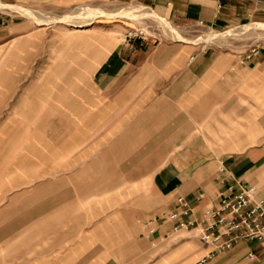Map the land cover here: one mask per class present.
Wrapping results in <instances>:
<instances>
[{
  "label": "crops",
  "instance_id": "obj_1",
  "mask_svg": "<svg viewBox=\"0 0 264 264\" xmlns=\"http://www.w3.org/2000/svg\"><path fill=\"white\" fill-rule=\"evenodd\" d=\"M0 2L55 16L84 5L109 8L131 2L156 12L180 33L190 27L221 32L264 25V0ZM16 14L0 12V87L17 86V79L6 84L1 78L19 71L18 56L49 51L60 54L63 50L60 43L59 50L44 44L49 38L61 42L62 34L33 29L29 19ZM143 20L130 27L139 26L147 32L144 41H134L133 49L111 36L93 32L75 35L68 55L72 56L68 61L72 74L65 78V72L59 71L49 83L31 81L34 87L77 91L63 94L61 90L38 97L39 101L29 104H34V110L31 106L27 111L15 107L8 122L0 125V140L8 133L9 144L7 163L2 166L5 171L0 170V201L38 175L51 177L45 181L48 189L59 183L78 184L80 173L94 170L98 158L104 160L103 173L110 178L109 184L119 178V183L126 185L122 193L112 185L105 187L102 198L127 202L119 211H83L84 221L93 225L83 231L93 237L100 229L95 215H110L109 220L121 217L127 231L121 248L126 254L120 259L93 255L84 264H197L203 259L202 264H264V246L257 242L241 240L231 250L209 257L212 247L202 244L195 231H174L167 219L177 197L190 200L200 211L216 205L230 187H254L251 183L257 182L252 176L264 167V147L253 145L261 128L264 137V49L246 59L250 50L234 55L210 46L170 41L159 31V23ZM5 55L8 62L2 63ZM238 127L242 131L233 140L222 133ZM118 152L120 158L113 159V153ZM52 193L46 192L45 199L73 196L69 190ZM198 194L203 198L198 199ZM161 197L171 200L170 211H150L157 208ZM134 199L151 200V207H129L128 202ZM67 212L68 222H79V211ZM28 217L25 221L32 214ZM45 219L50 223L45 230L51 235L44 239L40 234L37 241L31 240L29 259L19 252L23 261L17 262L15 257L14 233L21 231L15 218L1 229L9 237V251L2 259L0 247V264H80L79 242L65 246L64 211H46ZM77 222L71 231H79ZM129 225H134L136 235L128 234ZM23 227L28 231L34 225L24 223ZM128 249L135 250L134 254L129 255Z\"/></svg>",
  "mask_w": 264,
  "mask_h": 264
},
{
  "label": "rangeland",
  "instance_id": "obj_2",
  "mask_svg": "<svg viewBox=\"0 0 264 264\" xmlns=\"http://www.w3.org/2000/svg\"><path fill=\"white\" fill-rule=\"evenodd\" d=\"M1 3V2H0ZM3 4V3H1ZM9 6L0 8V12L3 13H11L12 11L16 12L19 17L22 19H29L32 22V28L33 29H42L44 28L49 33H60L62 34V40L61 42L58 41L55 42V39L51 40L50 38L46 41H44V44L48 43L49 49L61 47L60 44H62V51L60 54L58 52H53V54H50L51 52L42 53L41 55L36 56H18L17 59H19V63L21 64V68L19 71L13 72L12 76L9 77L5 75L2 77L1 81H6V84L9 83L10 79H17V86L15 87H0V125L3 127L4 124L8 122L9 115L13 113L15 107H19L20 111H27L28 107H32L34 110V104L29 105L31 101H39L38 97H43L46 95H50L55 91H58V93H61L60 91H63V94H66L67 90H69V93H72V91L76 90V88L67 89L66 88H53V87H34V84H30L31 81L35 80H46L47 82L50 80L51 76H55L56 74H59L60 72H65V78H68L70 74H72V70L70 66V59L72 56H68L70 52V48L74 47L75 40L73 39L76 37L75 35H81L83 33H95L98 36H111L117 38L120 42H122V35L124 34L125 28H130L134 26L137 21L141 22L139 20L145 19L143 21H150L151 19L161 26L160 32L163 33L165 37L170 39V41H177L185 44H192V45H205L210 46L214 49H217L218 51L225 52V53H231V54H244L247 53L252 48L257 49H264V25L263 24H250L246 27H232L229 29H226L225 31L217 32L210 29H205L201 27H190L187 29H183L181 33L179 30L174 28L171 24V28L174 29L175 33L178 34L180 37L185 38L186 42L179 41L173 37L170 30L165 26V24L161 21L156 19V12L152 10H145L142 8H138L135 3L127 2V3H117L112 5L109 8H95L92 5H84L77 7L75 9H71L67 12H64L62 14H59L58 16L45 14L41 12H32L29 9H24L20 7H14L10 5ZM13 7V8H10ZM17 8L32 12L40 17L43 18H52L56 19L57 22L46 25L43 23H37L33 18L28 17L26 15H23L20 13V11L17 10ZM80 9V10H79ZM83 9V10H81ZM112 11V12H106L108 14V19L103 18L101 16H97L95 19L92 20V23L87 25L84 28H75L70 23H64L60 22V19L69 16L73 14L74 16H84L88 17L92 11ZM78 12H76V11ZM121 10V11H120ZM124 11H127V14L121 15L120 13ZM11 11V12H10ZM74 11V12H73ZM85 11V12H84ZM76 12V13H75ZM76 14V15H75ZM83 14V15H81ZM114 14V15H112ZM43 15V16H42ZM87 15V16H86ZM135 15V17H134ZM143 16V17H140ZM46 16V17H44ZM133 17V18H132ZM137 17V18H136ZM147 19V20H146ZM59 20V21H58ZM118 21V22H117ZM142 21V22H143ZM162 22V24H161ZM70 24V25H69ZM158 25V26H159ZM238 28V29H236ZM165 29V30H164ZM237 30V31H236ZM229 31V32H227ZM235 31V32H234ZM230 32H234V34L231 36L229 35ZM223 34V36H222ZM212 35H217L219 38L215 40H211L208 42H201L200 40L208 39ZM228 35V36H227ZM174 38V39H173ZM198 39V40H197ZM190 40V41H189ZM200 41L198 43H194V41ZM57 44V45H56ZM178 44V43H177ZM124 46V45H123ZM58 54V55H57ZM75 58V57H73ZM32 60V61H31ZM2 63L8 62V56L1 57ZM26 65V66H24ZM71 70V71H70ZM16 75V77H14ZM49 83V82H48ZM32 85V86H29ZM36 85V84H35ZM86 91V88H81L80 91ZM77 91V90H76ZM26 96L30 97L25 98ZM34 98V99H32ZM234 127H236V124H233ZM241 128H233V129H224L222 133L224 136H227L228 139H235L238 136V132H241ZM4 135L1 136L0 140V170L2 169L5 171L4 164L7 163V155L9 153V144L7 143V137L8 133H3ZM232 134V135H229ZM134 138V137H132ZM135 139V138H134ZM254 146H260L264 147V137L262 136V128L260 129L259 134L256 136V141L253 144ZM115 157L113 159H119L120 154L113 153ZM98 163L97 167L94 170L88 171H82L80 173V183L76 184L74 183L73 186L71 184L66 183H59L56 185H52L50 187H53L52 189H48L46 187L47 184H45V181L47 179H51V177H46L47 175H38L35 180L22 187H17L16 189L9 191L6 194V199L0 201V247H1V258L6 259L7 253L9 251L8 249V241L9 237L7 236V232L1 229L7 228L8 224L13 221L15 218L17 222V227L21 229V231L15 232V239L13 242V245H15V252H16V260L23 261L21 256H19V252H22V254L26 253L25 256L27 259H29L28 252L30 251L31 246V240L37 241L40 237L44 239L51 235L50 232H47L45 229L47 228V224L49 221L45 219L46 211H64V242L65 246L67 244H71L73 241L74 243L79 242V255H80V264H84V262L88 259L89 256L95 255L97 258L99 256H114L118 257V259L122 258L120 256L126 254L123 252L121 245L123 244V238L127 234L126 226L122 223L120 220L121 217H117L114 220H109L110 215H95L94 219L96 223L100 224V229H97L92 236L89 237V232L83 229H87L92 227L93 225H87V222L84 221L83 211H91L94 209V211H119L120 209H123V203H126L127 201H123L122 199H118L116 201L111 200H104L102 197L105 196L104 194V188L109 187L112 185V187L115 189L117 193L124 190L126 185H121L119 183V178L113 179L115 181H112V184L108 183V179H110L107 176H104V168H102V164L104 163V160L101 161V159L96 160ZM1 170V171H2ZM114 170V169H113ZM119 172V168H117ZM2 171V172H3ZM1 172V173H2ZM67 172H64L66 176ZM116 176H119L116 175ZM114 177V176H113ZM112 177V178H113ZM252 179L256 180L257 182L251 183L252 186H254L256 189H258L262 194H264V167H262L259 171L255 172V174L252 176ZM104 180H106L104 182ZM110 181V180H109ZM124 187V188H123ZM66 190H69L73 193V196L71 199H59L56 201V199H45V193L46 192H53L51 195L58 193L63 194L66 193ZM89 195L92 197H95V199H89ZM150 197V196H149ZM102 198V199H101ZM150 199V198H149ZM171 200L165 199L161 197L158 201V206L156 209L150 210V211H170L171 208H169ZM130 204V205H129ZM144 204V207L150 208L151 207V200L147 199H138L133 200L131 202H128L129 207L132 205L136 206L137 208L142 207ZM133 207V206H132ZM155 208V207H154ZM10 211V213H9ZM14 213L16 215H14ZM31 211V212H30ZM67 211H79V222L76 220L69 221V219L66 220ZM32 214V218L26 219L29 221H25L24 218L26 216H30ZM75 214V213H74ZM73 214V216H74ZM29 218V217H28ZM69 218V216H68ZM71 218V217H70ZM75 222H77L79 226V231H71V227H75ZM24 223L27 224H33L34 229H29L28 231H23ZM50 224V223H49ZM22 227V228H21ZM128 228V226H127ZM133 227L129 225L130 231H128V234L131 233L132 235H136L137 231L134 230ZM41 231V232H40ZM39 237V238H38ZM33 242V241H32ZM3 248V249H2ZM67 247H65L66 250ZM129 255L134 254L135 250H130ZM86 264V263H85ZM125 264V263H122Z\"/></svg>",
  "mask_w": 264,
  "mask_h": 264
},
{
  "label": "built area",
  "instance_id": "obj_3",
  "mask_svg": "<svg viewBox=\"0 0 264 264\" xmlns=\"http://www.w3.org/2000/svg\"><path fill=\"white\" fill-rule=\"evenodd\" d=\"M146 38V30L139 26L130 28L122 35V41L129 49H133L134 41H144ZM258 50L252 48L246 59L257 54ZM197 198L202 199L203 195L198 194ZM167 219L174 231H195L202 244L212 247L209 257L231 250L241 240L254 241L264 246V195L255 187H241L237 190L230 187L220 195L216 205L204 207L200 211L193 207L190 200L177 197Z\"/></svg>",
  "mask_w": 264,
  "mask_h": 264
},
{
  "label": "bare ground",
  "instance_id": "obj_4",
  "mask_svg": "<svg viewBox=\"0 0 264 264\" xmlns=\"http://www.w3.org/2000/svg\"><path fill=\"white\" fill-rule=\"evenodd\" d=\"M2 7H9V6H4L3 4H1L0 3V8H2ZM10 8H13V7H10ZM17 10L18 11H20V13H22L23 15H26V16H28V17H31V18H33L37 23H43V24H46V25H49V24H52V23H55V22H57V20L56 19H52V18H43V17H40V16H38V15H40V14H38V15H36V14H34L35 12L34 11H32V12H34V13H32V12H29V11H26V10H23V9H20V8H17ZM80 10V9H79ZM81 10H83V9H81ZM31 11V10H30ZM74 11H76V10H74ZM73 11V12H74ZM121 11V10H120ZM76 12H78V11H76ZM75 12V13H76ZM85 12V11H84ZM79 13V12H78ZM121 15H125V14H127V11H124L123 10V12H121L120 13ZM76 15V14H75ZM81 15H83V14H81ZM112 15H114V14H112ZM128 15V14H127ZM43 16V15H42ZM87 16V15H86ZM97 16H108V14H106V13H104V12H102V11H92L91 13H90V15L88 16V17H84V16H74L73 17V14H71V15H69V16H66V17H64V18H62V19H60V22H64V23H70L73 27H75V28H84V27H86L87 25H89V24H91L92 23V20L93 19H95ZM126 16V15H125ZM128 16H130V15H128ZM44 17H46V16H44ZM110 17V16H109ZM131 17V16H130ZM134 17H135V15H134ZM140 17H143V16H141L140 15ZM133 18V17H132ZM137 18V17H136ZM156 19H158V20H161L164 24H165V26L170 30L169 32H171V34L173 35V37L175 38V39H177V40H179V41H182V42H186V39L185 38H182V37H180L178 34H176L175 33V31H174V29L173 28H171L170 27V25H168L167 23H165L162 19H160L159 17H155ZM59 21V20H58ZM162 22H161V24H162ZM69 24V25H70ZM244 28V27H243ZM165 30V29H164ZM237 31V30H236ZM227 32H229V31H227ZM235 32V31H234ZM234 32H230L229 33V35H233L234 34ZM235 35V34H234ZM222 36H223V34H222ZM228 36V35H227ZM173 38V39H174ZM217 38H219V36H217V35H212V36H210L208 39H203V40H200L201 42H210L211 40H215V39H217ZM198 40V39H197ZM197 40H195L194 41V43H198V42H200V41H197ZM190 41V40H189ZM188 42V41H187ZM186 42V43H187Z\"/></svg>",
  "mask_w": 264,
  "mask_h": 264
}]
</instances>
